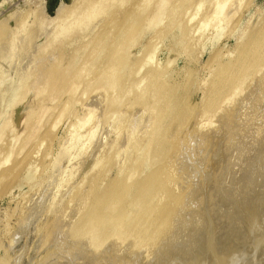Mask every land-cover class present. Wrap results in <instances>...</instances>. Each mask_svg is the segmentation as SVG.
Wrapping results in <instances>:
<instances>
[{"label": "bare ground", "instance_id": "bare-ground-1", "mask_svg": "<svg viewBox=\"0 0 264 264\" xmlns=\"http://www.w3.org/2000/svg\"><path fill=\"white\" fill-rule=\"evenodd\" d=\"M82 1L86 3L85 5L89 9V12L87 14L88 15L87 19L82 18L80 15L79 19H77L79 22V25L86 24L88 22L92 23L98 17L104 15L108 11V9L115 6V5H112L113 3L115 4L117 2L115 0H106V1L104 0H82ZM147 1L148 0H144L143 2L144 7H146L147 9H144L145 12H143L144 11L142 8L143 6L142 7L140 6V8L143 10L142 11L143 13L140 12L141 11L140 10L139 12L140 14L141 13L142 14L141 15L139 14L138 17L140 18L141 16V24H144V25L146 24L145 26H147L148 24L147 27L149 29V27L150 28L155 27L153 26L154 24H156L157 26L158 21H161L163 19L164 17L163 14H165L163 12L165 11L167 1L158 0L159 2L157 1L158 3H156L155 6H152L153 8L147 7L149 3L145 5ZM152 1H155V0H152ZM229 1L230 0H215L216 3L214 2V4H211L214 6H211V5H210L211 7L209 6V9L214 8L210 14L208 12L206 13L207 11L206 9H205L206 11L205 10L201 11V7L207 8L205 7L204 3L202 5V2L201 3L199 2V6H194L195 3H193L192 6L194 7L192 9L195 10V8L197 7L196 9L199 11L197 12L196 10L194 13L192 9L191 10L187 9L188 11L185 10L187 12L183 11L185 12L184 13L185 15L184 14L183 15L185 17H187L186 14L189 16L190 14L188 13L189 11H192V13L197 14V15L202 14V12L205 11V15L207 14L206 16H204V14L199 15L202 17V20L204 21L202 23V20H201L202 25L200 24L199 30L195 31V33L197 32V35H198V32L202 28H204V31L206 30L205 32H207V29L205 28L207 27L210 28V26L212 25H205V24L207 23L209 24L212 21L213 17L216 18L215 19L216 21L218 19L220 20V18H223V17L224 18L228 17L230 19L235 17L239 19L245 10V7L247 8V5L250 3L249 0L248 1L247 0H233V3L234 1H236V3L235 5L231 6L232 7L231 10H229L230 9L229 7L226 8ZM208 2H211V1L209 0ZM185 4L187 3L185 2ZM208 5L209 4H207L206 6ZM134 7L132 6V9ZM226 9L229 11L225 13ZM78 10H79L78 7H74L72 9L66 10L64 17L61 18V20L63 21V24H67L64 22L69 21L70 19L74 18ZM132 11H134V9ZM208 11L210 12L211 10H208ZM184 16L181 18H184ZM199 16H197L198 19L200 18ZM209 16H210V19H208V21L209 20L210 21L209 22L205 21L207 20ZM138 17L136 20L134 19L135 20L134 22L137 26H140L141 24H140V20L138 21L139 19ZM144 17H145V20L143 21L142 19H144ZM174 17H175L174 19H176V15ZM20 18H22V16ZM193 18L194 16H192V21H190L191 18H188L190 19L188 20L190 21L188 22V24L192 23L195 20ZM263 18L264 17H262L261 19V21L263 22L259 24V28L255 27L256 28L255 31L250 32L249 30L250 33L248 32V34L246 33L247 31L242 32L243 34L245 33L246 34L244 36L241 35L243 36V38L240 44L238 45L236 52L234 51L231 52L233 53V55H235L234 53L237 54V60L229 59L230 62L224 63L223 61V64L221 63L219 68H218L219 65L217 66L219 70H217V68L215 70H217V72L219 71V73H216L215 71L216 74L214 75H216L217 77L212 79L214 81L213 83L212 81H209L211 82L209 84V86L211 85L210 86L211 88L208 86L206 89L204 85H202L203 86L202 89L204 88L206 89L205 93H203L204 92L203 90L202 92L200 90L201 93L205 94L203 95L204 97L202 98L203 99L202 102L204 101L203 103L205 104L201 106L200 110H197L199 105L198 107H196V109L193 108L192 103L194 101L191 103L190 100H187V98L186 99L184 98L186 96L185 93L181 92V94L183 93V95H185V96L182 95L183 97L176 94L175 92L176 90L174 91V89L170 88L172 86L168 88L166 86V88H164L165 90L160 92L161 95L156 94L158 97L155 96V93L154 94L152 93V95L154 96L150 98L151 102L149 101V103H147L149 104L147 105L148 109H144V111L146 110V112H149V113L147 114L145 112L146 114L145 113L144 114L146 116L144 114H140L142 116L144 115L146 118L145 117L144 118L142 117V119L141 117L139 118L138 117L139 114L138 112H136L135 109L139 108L137 109L139 111V110H142L144 106H146V104L145 105L143 104L146 101L145 102L143 101L147 98V96L145 97V95H141V96L139 95L140 97H138V95H136L137 101L139 100L141 101L143 99L144 100L142 101L143 103L139 102L140 104L137 102L136 105L138 106L139 104V107L135 106L137 107L135 109L132 106L134 105V103H136L135 101L136 96L132 97V99L135 98L134 99L135 102H133V104L129 103V101H131L130 100L131 97L128 98L129 101L123 99L125 103L127 102L129 104L127 103H126L127 105L125 103L123 104V107L126 105L125 106L126 112L125 113L122 112L123 116L124 115L125 116L124 117L122 116L123 118L122 119L120 118L121 120L120 119L119 120L122 121L123 123L127 122L128 127L126 124L124 125H126V127L129 130L127 132V130L125 129L126 130L125 132H127L126 134L128 135L126 134H125L126 136L124 135L126 137L125 141L121 140V142H123V145H120L119 142H118L119 144L116 145V146H119L118 148H120V146L121 148L123 147L122 148L123 150L122 151L118 150L117 147L115 146L117 153L118 151H120L119 155L122 153L123 155L122 157H124V159H123V162H121L122 165L119 164L120 166H122L121 167L122 170L120 168V172L116 175L118 176V179L114 180L113 184H111L113 187V190L111 189L112 187L109 188V190L111 189L112 191H110L109 194H107L106 193L108 191V187H107V191L103 193V196H102L103 198H101L102 202L98 201V203L100 202L101 204H98L96 202L97 200L95 201V199L96 197L97 199L100 198L102 195V194L97 195V191H96L98 190V184H99L98 181L100 178L98 179V181L96 180L98 178L97 176H96L97 177L96 179L95 178L93 179L92 177L91 179L89 177L90 175H86V174H90V173H87V167H86V170L84 171L86 173L84 174L89 179L85 175L84 176L86 179L85 178L84 179L86 181L88 179L87 181L88 184L86 187L82 188L81 190L80 188L78 189L80 191L76 194L75 203L73 204L72 207L67 208L68 205H63L57 210V213H56L57 216H55V220H54L55 222H54V225L52 226L53 228L52 229L50 228L51 233H53L54 236L51 238L49 236L47 237H49L48 238L49 240L54 238L56 240H59L60 242H58V244L54 242L55 244H57L56 246L57 248L53 250V252L51 251L52 253L49 252L47 254L48 256L43 258L44 259L42 260L43 262L42 263L40 262L41 264H264V19ZM178 20H179V17H178ZM178 20L176 19V21ZM182 20H185V19H182ZM215 20L213 19L214 25H218L216 27H218L217 29H219V25L221 22L218 21L219 23L215 24ZM99 21L103 22V20L102 21L99 20ZM145 21L147 23H145ZM22 22L24 21L22 20ZM22 22L20 23L23 25ZM212 22L210 24H212ZM227 22L226 23L224 22L225 26H227V24L230 21L228 23ZM137 23H139L140 25ZM173 23L175 24L176 22L174 21ZM133 24H130L132 25L130 27L127 26L128 29L124 31V33L122 32L123 33L122 37H124L125 39L117 35L119 34V32H117L119 30L117 29H115L117 30L116 31L117 33H115L117 35L116 37L115 35L113 36V35H108L104 33V32L109 31L107 29H106L107 31L104 30L103 33L108 35L109 38L113 36L112 38H114V40L118 36L119 38L121 37L120 39L122 40L121 43H125L126 45L125 48L130 49L131 46L135 47L133 46L135 37L132 41L129 38L134 35V32L140 30L139 28H137L136 25H133ZM96 25L94 24V27ZM144 25H141V27H144ZM204 25L205 27H203ZM185 26H186V23H185ZM73 27H71V31L68 33L61 32L62 31L61 30L60 35L64 37H69L72 30L74 29ZM229 27H232V25L231 26L229 25ZM194 28L193 30H195ZM186 29H187V26H186ZM161 30L163 29L161 28ZM173 30H176V29H173ZM110 31L113 32L114 30L113 31L110 30ZM203 32L200 31L199 36H200V33L203 34ZM205 32L204 34H206ZM216 32H219V31L216 30ZM138 33L139 32H137V34ZM184 33H185L184 35L186 36V32ZM193 33L194 32L192 31V34ZM104 34L101 35V37H103L102 39L101 37L98 38V36L95 39L93 38L94 40H96L94 44L95 47L92 46L93 47L92 51L91 50L90 51L91 53H96L94 54V56L97 55V53L99 52L100 41L109 40L107 36L106 37L104 36ZM202 34L200 37H203ZM125 35L127 36V38L129 37L128 40ZM197 35L195 34L194 37L196 38ZM85 36H87V34ZM85 36H80V37L83 38ZM241 36H238V37H241ZM51 37H53V35H51ZM189 37H193V36H189ZM204 37L206 36L204 35ZM214 37H216V35H214ZM76 38H72V39H76ZM85 38L87 39L88 37H85ZM105 38L107 39L105 40ZM192 40L193 38H191V41ZM67 45H70V43ZM67 45H66V48H67L66 51L69 49ZM176 45L178 47V44ZM4 47H5L4 49H7L6 45ZM60 49H62V47ZM63 49H64V46H63ZM151 49L152 48H150L149 50ZM66 51L63 53L64 55L60 56L62 59V60L60 59L61 60L60 62H64L65 60H68L69 65H67L66 62H64L62 70L59 69L58 70L59 72H56L54 68L55 66H52V64L57 65V63L49 64L47 62L49 66L50 65L51 66L50 67L48 66L49 69L47 68L41 72L42 80H52L49 84H44L43 82H42V85L39 84V86L41 85V90L42 88H45V87L46 88L51 87L50 90L43 89V92L49 91L48 92L49 95L50 93L57 94V92L55 91V87L60 86V85L62 86V84L66 81L68 83H73L72 81H74V84L69 89L70 93H72L73 90L74 91L76 90L75 92L79 91L77 90V88L80 87V84H78L77 81L75 83V80H73V78L76 77V75H79L77 78H81L82 77L81 75L83 74L85 75L86 72H91L89 71L91 67H89V65L86 64L85 66H87V68H90V69L87 70L84 67L83 69L87 70L84 72V71H80L77 68L79 73L76 74L74 72L75 71L74 64L76 65L77 63L76 61L77 54L73 51L71 52L68 51L69 54L67 55ZM219 51L220 50L218 49L217 52L219 53ZM222 51L220 52L221 54H222ZM124 52H128V50L123 51V54ZM130 52L131 51L127 53V56L125 54L123 56L129 57ZM148 52H151L149 54L146 53L148 55L147 59H149L146 61L149 62L150 59L152 61L155 58L153 59V57L149 56L153 54L152 53L153 51H148ZM71 53H74V54H71ZM91 53H89V55H91ZM216 53L213 56V57H217L216 59L214 58L215 61L218 59V54L216 55ZM231 53H230V56H233ZM155 54L156 53H154L152 56L155 57ZM113 55H116V54H112V56ZM116 56H119V55H116ZM124 57L119 56L116 59H113L111 58V55H110V58L108 56V58L110 59V60L108 59V61H105L107 58L105 57L95 62V66H93L92 69H95L96 65H98L100 69L103 68L102 70H100L101 75L104 74L103 76H105V74L106 75L108 74L107 76H109V78L112 79L108 83H106L108 86H106V84L103 83L104 84L103 88L107 87L108 89L113 90V89H117L118 87H120V85L121 86L123 85L122 87L126 88L124 87L125 86L124 81L126 79L123 80V83L120 82V80L123 79L121 76L125 74L126 69L129 64L128 59H125ZM172 57H173V54H172ZM226 57H228V55ZM54 58L56 59V56H54ZM54 58H52V56L49 57V59H52V60H55ZM91 58H95V57H91ZM232 58H235V57L233 56ZM129 59L131 60L132 58H129ZM221 59L223 60L225 58L223 57ZM232 60H236V62L234 61L235 63L234 62L232 63ZM82 62L84 64V61ZM170 62L168 61L167 64H169ZM70 65L74 67L72 71L75 74L70 73L67 76L66 68H68ZM51 67H53V69H51ZM141 67H145V66H141ZM153 67L150 70L148 69L149 71L147 72L146 76L144 75L145 74L144 73L143 74L144 77H141V79L142 78L144 79L146 77L148 78L149 76L154 74L155 72H152L153 71L152 69H154ZM168 68L166 67L165 70ZM57 69L58 68H56V70ZM138 70L136 72H138ZM141 71H143V68L141 69ZM168 71L166 70L167 73ZM160 73H164V72L160 70ZM92 74L93 73L91 72V75ZM132 74H133V71H132ZM155 75H157V79L161 81L160 78L162 77L163 74H160L161 76L158 75V73ZM164 75H163V78L165 77ZM214 75L213 77H215ZM125 76L127 75L125 74ZM210 76L212 75H209V77ZM97 77H98V74H97ZM131 77L132 76H130V78ZM138 77L139 76H137V78ZM29 78L31 79V77ZM89 78H91V76L86 78L85 80L89 81V82L87 81L89 85L87 87L91 88L94 84L92 83L93 80L91 81V79L89 80ZM104 78L107 79L108 77L105 76ZM130 78H127V80ZM139 78H138V81L140 83ZM168 78L169 76L167 77L166 81L168 80ZM190 79H192V73H191ZM85 80H84L83 86L86 87V85H84L86 83ZM130 80H132V78ZM169 80H171V78H169ZM94 81H95L94 83H96V81L98 80L94 79ZM142 81L145 84L146 80L144 79ZM155 81L158 84L157 82L158 80H154L150 82L147 81L146 83H153ZM81 82H82V79H81ZM156 83H154V85ZM162 83L164 82L162 81ZM135 84H132V85L135 87ZM157 84L155 86L152 84L151 85L157 88ZM203 84H205L206 86L208 85L207 83H204V82ZM143 85L139 84L138 86V82H137L136 86L138 87L137 88L138 90H135V91L136 92L142 91V89H140L139 87L143 88L142 87ZM129 86H131V84ZM144 86H146V84ZM152 86L151 88H153ZM178 86H176L177 89H178ZM85 87H80V89L85 88ZM99 87L101 86L99 85ZM176 87L174 88L176 89ZM31 88L34 89L32 85H31ZM107 88L103 89L104 91L103 93H105ZM123 88H121V94L123 93L122 92ZM160 88L161 87L159 85L158 89ZM129 89H126V91H128ZM117 90L120 93V89L118 88ZM117 90H114V91H117ZM153 90H155L156 92V89H153ZM185 90L186 89H184V91ZM118 91L114 93L119 94ZM194 91H196V89ZM46 92H45V95H46ZM132 92L134 93V89ZM145 92H148V91H145ZM150 92H153V91H150ZM48 93H47V97L49 98ZM133 93H130V95H127V96L125 94L124 95L122 94V95L128 97V96H131V94L133 95ZM135 94H138V93H135ZM197 94L195 93V95ZM101 95L98 98L100 99V102L102 101L101 103L108 100L110 97V94L107 95V92L106 94H103L102 96L106 95L108 96V99L105 97H101ZM192 95L193 94L187 97L191 98ZM47 97L45 98V100H47ZM55 97L50 98V99H54ZM33 100H32V104H34ZM39 102L42 104L44 102L45 104V101L41 102L40 100ZM95 102H98V105L94 103L95 105L91 104V106L93 105L95 106V108L101 107V104L99 103L98 100H95ZM152 102L154 103L156 102V105L153 106L154 105L153 104L151 106L150 104H152ZM32 104L31 106L29 105L30 107L29 111L28 113L27 112L24 113L26 115L23 117L24 121H28L29 123L35 121L34 126H26L28 127L27 129L30 128L31 132L35 130L34 129L35 127L38 128L37 125L41 121L40 114L43 115V113L48 111L47 106L43 105V107L41 108V112H40L41 106H38V104L36 105L35 104L32 105ZM111 104L114 105L112 102ZM115 104L117 105V103ZM140 106H143V107L140 109ZM150 106L153 107L152 110L149 109ZM132 108L133 110H135L134 112L132 111ZM100 109L101 108H99V110ZM120 109H122L121 106H120ZM116 110H115V114H118L116 113ZM122 111H124V109ZM89 114H91V116H89L90 118L88 119L87 118L88 116L86 115L87 117L85 118V121L86 119H88L89 121L92 118L93 116L92 113L89 112ZM98 114L102 115V113H98ZM82 119L80 118V120ZM98 119H99V116H98ZM171 122L174 125V127L172 126L174 130L171 132L170 130L167 129L168 130V131L166 130L167 133H164L163 128L166 126L165 124L167 123L169 124ZM87 123H85V125ZM8 125H10V123ZM7 128H9V126L6 127V129ZM98 128L100 130V126ZM38 129L36 130L39 131ZM103 129H106V128H103ZM34 132L35 131H33L32 133L34 134ZM103 132H105V130ZM31 134L29 135L30 138H32ZM87 134H88V136H86L88 137L87 143H89L95 137H98L96 135L98 134L97 128L91 129ZM120 134L122 135V133ZM0 135L2 136V132H0ZM124 136L121 139L124 140ZM79 138L81 137H78V139ZM117 138L115 139L117 140ZM101 141H102V138H101ZM155 146L157 149L153 148ZM84 147H85V144H84ZM101 147L103 149V145ZM5 153L6 152H4L3 155H5ZM67 153L68 152H66V154ZM99 153H100V150L98 151V154ZM66 154H64L65 157H66ZM10 155L12 156L11 153ZM64 155L63 154L61 155L62 156L61 159L59 157L61 162L64 161ZM90 156H89L90 161L89 162L87 161L88 169L94 166V168H92L94 170L96 169L95 165H97L96 167L98 168V164H101V163L97 161L98 159L96 160V158L94 157L95 154L93 155V157L92 156L90 157ZM111 158H114V156ZM59 159L58 161L57 160L56 161L60 162ZM108 159L110 158L108 157ZM25 160H27L26 157H25ZM25 160H23L22 162H24ZM101 160L105 161V159H102V158ZM6 162L7 161H5L4 163L3 161L2 164L5 165L8 163ZM57 164L58 163H56V166H59ZM59 164L62 165L61 163ZM104 165H106V163H104ZM107 165L109 166H106V167L110 169V166L112 164H107ZM91 171L92 170L90 169V171L88 172H91ZM105 171L106 170H104L103 172ZM98 176L100 175L98 174ZM136 176L139 177V179H137L138 181L136 180L137 182L136 181L132 182V180H134V177ZM85 180L84 182H86ZM103 183H104V180H103ZM134 183L135 185H133ZM98 191H101L100 188ZM122 195L125 196L126 202H125V199L123 200L124 196ZM47 199H48V196H47ZM93 200L98 205H96V203L93 202ZM121 200L124 201V203L121 202ZM44 203L45 202L42 203L40 201L37 205H35L34 208H31L29 210L28 215L25 219L24 225L31 223L33 220L36 221L35 218H37L39 215L42 216L43 212L45 211L44 205L46 206V204ZM92 203L93 204L95 203V206H93ZM42 230H45V228ZM40 234H41V231H40ZM52 241L53 240H51V242ZM50 249H52V246H50L49 250Z\"/></svg>", "mask_w": 264, "mask_h": 264}, {"label": "rangeland", "instance_id": "rangeland-1", "mask_svg": "<svg viewBox=\"0 0 264 264\" xmlns=\"http://www.w3.org/2000/svg\"><path fill=\"white\" fill-rule=\"evenodd\" d=\"M104 1H106V0H104ZM115 1H117V2L115 4L114 3L112 4L115 6L111 7L113 9H111V8L108 9L109 12L107 11L104 15L98 17L96 19L97 21L94 20L92 23L88 22L86 24H82V25L80 24L79 25V22L77 19H79L80 15L82 18L87 19V17H88L87 14L89 12V9L85 5L86 3L83 2L82 0H0V132H2V136L0 135L1 136L0 137V156H1V158H0V264H41L43 262L42 260H44L43 258L47 257L48 256L47 254L49 252H51V251L53 252V250H55L57 248L56 246H57L58 242H60V241L56 240L54 238L50 239V240L48 239L49 237L51 238L54 236L53 233H51L50 228L51 229L53 228L52 226L54 225V222H55L54 221L55 216H57L56 215L57 210L60 207H62L63 205H68L67 208L73 206V204L75 203L76 194L82 188L86 187L88 184L87 181L89 178L86 175H90L89 177L90 178L92 177L93 179L94 178L96 179L98 177L96 179L97 181L100 178L98 181V183H99L98 184V190L100 188L101 191H98V190H96V191H97V195H101V194L102 195L100 198H98L99 200L96 197L95 201L97 200L96 201L97 203H98V201L102 202L101 198H103L102 197L103 193H105L107 191V187H108V191L106 192L107 194H109V192L113 190V187L111 184H113L114 180L118 179V176H116V175L120 172V168L122 167L120 165H122L121 162H123V159H124V157H122L123 156L122 153L119 155L120 151H118V153H117V150H116V147H117L118 150L122 151L123 147L121 148V146H120V148H121L120 149V148H118L119 146H116V145H118L119 143H120V145H123V142H121V140L122 141L126 140L125 136L128 135L126 133L129 130L127 128L128 127L127 122L123 123L122 121H120L125 116V115L123 116V113L126 112L125 106L127 104H129V103L133 104V102L136 101V103H134V105L132 106L135 109V108L139 107V104H140L139 102L143 103L146 101L145 103H143L144 105L146 104V106H144V108H142L143 106H140V109L142 108V110H139L140 112L137 110L139 108L135 109L136 112H138V114H139L138 117L139 118L141 117V119H142V117L144 118L146 116L145 115L146 113L147 114L149 113V112H146V110L144 111V109H148L147 105H149V104H147V103H149V101L151 100L150 98L152 96H154V95H152V93L153 94L155 93V96H157L156 94L161 95L160 92L164 91L165 90L164 88H166V86H167V88L172 86L170 88L174 89V91L176 90L175 91L176 94L182 96L183 93H185L186 96L183 95V96H185L184 98L185 99L187 98V100H190L191 103L193 101L196 102V103H194V102L192 103L193 108L196 109V107H198V105H199L197 110H200L201 106H203L205 104V103H203L204 101L202 102V100H203L202 98L204 97L203 95H205L203 93H205V90L207 89V87L211 83L209 81H212V83L214 82L212 79L217 77L214 74L219 73V71L217 72V70H219L218 68L220 67L221 63L223 64V61H224V63L230 62L229 59L230 60L231 59L237 60V54L234 53L235 55H233V53H231V52L232 51L236 52V49H237L238 45L240 44L243 36L246 33L248 34L249 30L251 32V31L256 30L255 27L259 28V24H261L263 22V21H261V19H262V17H264V0H249L250 3L249 2H248L249 4L247 3L248 4L247 8L245 7L244 12L239 19H237L235 17H233L232 19H230L228 17H225V18L223 17V18H220V20L217 18L218 20L216 21L215 20L216 18H214V17L212 18V21H213V19L215 20V24L219 23L218 21H220L222 24L224 22L226 23L227 21L228 22L230 21L229 23L227 22L228 23L227 26H225V23L223 25L220 23L219 29H217L218 27H216V26H218V25H214V21L213 22L211 21L212 24H210L211 22L209 24L207 23L210 21V20L208 21V19H210V16L208 18L206 17L207 20H205V21H207L206 22L207 24H205V25H212V26H210V28L209 27L205 28V29H207V32H205L206 30L204 31V28L201 27L202 29H200V31H202V32L204 31L206 34H204V32H203V34L200 33V36H201V34L203 35V37H200L199 36L200 31L198 32V35H197V32L195 33V31L199 30V27H200L199 25L200 24L202 25V23L204 21V20H202V17L199 15L204 14V16H206L207 15V14L205 15L206 10H207L206 13L208 12L210 14L214 8L212 7L213 9H211V8L209 9V6L211 4H214L215 0L214 1L210 0L213 3L208 2L209 0H201V1H199V0L198 1H196V0H166L167 2H166L165 11L163 12V13H165V14H163V16H164L163 19L161 21H158L159 25L157 24V26H156V24H154L153 26H155V27H151V28L149 27V29L147 27L148 24H147V26H145L146 24L145 25L141 24V16H140V18L138 17L140 12H142L144 9H147L146 7H144V4H143L144 0H115ZM157 1L158 0H155V1L148 0L145 5H147L149 3L147 5V7H152V6H155V4L158 3L160 0L158 2ZM194 1H196V2H194ZM185 2L187 4H185ZM199 2L200 3L202 2V5L204 3L205 7H207V8L201 7V11L205 10V9L206 10L204 12H202V14L198 13L199 15H197V14H194L195 11L197 10L196 9L197 7L195 8V10L192 8L194 6H199ZM229 2H228L229 6L227 5L226 8L229 7L230 8L229 10H231V8H232L231 6L235 5L236 1H234V3H233V0H230ZM193 3H195L194 6H192ZM168 4H170V5H168ZM207 4H209V5L206 6ZM132 6L133 7L135 6L133 8L134 11H132L133 10ZM140 6L141 7L143 6L142 7L143 10L140 8ZM211 6H214V5H211ZM74 7H78V9H79L78 11H80V12L77 11L74 18L70 19L69 21L64 22L67 24H63V21L61 20V18L64 17L66 10L72 9ZM187 9H190V10L192 9L194 12V13H192V11H189L188 12V13H190L189 16L186 14V16L188 18H191V20L184 16L185 15L184 13L188 11ZM110 10H111V12H110ZM185 10H187V11H185ZM208 10H211V11L209 12ZM226 10H225V13L229 11V10H227V11ZM183 11H185V12H183ZM198 11L199 10H197V12ZM143 12H145V10ZM191 13L194 15H192ZM168 15H170V16H168ZM175 15H176L177 20L179 17L178 21H176V19H174ZM21 16H22V18H20ZM134 16H135V18H134ZM183 16H184V18H181ZM192 16H194L193 19H195V20L192 23L188 24V22L192 21ZM197 16H199L200 18L198 19ZM137 17L139 18L138 21L140 20V24L144 25V27H141V25L139 23H137V24H139L140 26H137L135 24L134 21L137 19ZM226 18H228L230 20H228ZM122 19H123V21H122ZM182 19H185V20H182ZM22 20L24 22H22ZM99 20H101V21L103 20V22H100ZM142 20L144 21L145 17ZM188 20H190V21H188ZM201 20H202V23H201ZM138 21H136V22H138ZM174 21L176 22L175 24L173 23ZM20 22H22L23 25ZM108 22H109V24H108ZM183 22H184V24H183ZM145 23H147V22L145 21ZM177 23H179V24H177ZM185 23H186L187 29H186ZM94 24L95 25L97 24V25L94 27ZM130 24L136 25L137 28H139L140 30L143 28L142 30L144 32L142 30L141 31L139 30V31L134 32L135 36L134 35L131 36L132 38L128 37L129 39H131V41L135 37L134 42H133L134 44L132 43L133 46H135V47L131 46L130 49H127V48H125V46H126L125 43H121L122 40H120V39H121L124 31H126L128 29L127 26H129V27L132 26ZM248 24H249V26H248ZM205 25L203 27H205ZM221 25L224 27H222ZM229 25L230 26L232 25V27H229ZM235 25H237V26H235ZM73 26H75V27H73ZM71 27H73L74 29L72 30L69 37H64V36L60 35L61 30H62L61 32H64V33L70 32ZM212 27H214V28H212ZM228 27H229V29H228ZM111 28H113V29H111ZM161 28L163 30H161ZM193 28L195 30H193ZM246 28H248V29H246ZM252 28H253V30H252ZM106 29L109 31H107ZM115 29H117L119 31H117ZM173 29H176V30H173ZM104 30L107 31L104 33H106L108 35H113V36L115 35V37L117 35H119L121 37L119 38V36H118L116 38L117 40L116 39L114 40V38H112L113 36H111L110 38H112V39H110L108 37V35L103 33ZM110 30H112V31L114 30V31L111 32ZM186 30H188V31H186ZM216 30L219 32H216ZM116 31L119 32V34L116 35L115 34V33H117ZM192 31L197 35L196 36L197 39L194 37L195 34L194 33L192 34ZM231 31H233V32H231ZM137 32H139V33L137 34ZM167 32H168V34H167ZM184 32H186V36L184 35L185 34ZM242 32H246V33L243 34ZM112 33H114V34H112ZM27 34H28V36H27ZM50 34L53 35V37H51ZM76 34H78V35H76ZM80 34H82V35H80ZM86 34H87V36H85ZM103 34L105 37L107 36L109 40H106L107 38H105L106 41H100L99 52L97 53V55L94 56V54H96V53H91L92 48H93L92 46H94L95 41H96L94 39L97 38V36H98V38H100L101 35H103ZM204 35L206 37H204ZM214 35H216V37H214ZM241 35H243V36H241ZM80 36L88 37L87 38L88 40L85 37L82 38ZM189 36H193V37H189ZM238 36H241V37H238ZM72 38H76V39H72ZM102 38L103 37H101V39ZM122 38L125 39L124 37H122ZM126 38H127V36H126ZM128 38H127V40H128ZM184 38H186V39H184ZM191 38H193L192 41H194V42L191 41ZM194 38H195V40H194ZM198 42H200V43H198ZM69 43H70V45H67ZM176 44H178V47ZM182 44H184V45H182ZM5 45H6L7 49H4ZM66 45L69 48L67 51H66V49H67ZM187 45H189V46H187ZM63 46H64V49H63ZM61 47H62V49H60ZM131 48H132V50H131ZM150 48H152L153 50L152 49L149 50ZM220 48H222L223 51ZM154 49H156V50H154ZM203 49H205V50H203ZM218 49L220 50L219 53L217 52ZM125 50H128V52L131 51L129 53L130 56L128 54L129 57H126L128 52H124V54L126 56L125 57L123 56L124 55L123 51H125ZM65 51L67 52V55L69 54L68 51H70V52L73 51L77 54V60H76L77 63L75 62L76 65L74 64V67H75L74 72L76 74L79 73L78 69L80 71H84V72L89 70L90 68H87V66H85L86 64L89 65V67H91V69H92L93 66H95V62H97V61H99L105 57H107L105 61H108V59L110 58V55H111V58H113V59H116L119 56H122L125 59H128L129 64H128V67L126 69V72H128V73H126L124 71L127 76H125V74H123L122 76L120 75L123 78V79H121L122 81L120 80V82L123 83V80L126 79L124 81V83H125L124 87H126V88H123L122 87L123 85L122 86L120 85V87H118L120 89V93H119V91L117 90L118 88L112 90V89H108L107 87L104 86L105 88H107L108 91L106 90L105 93H103L104 92L103 89H105V88H103V85L108 83L112 79H110L109 76H107L108 74L107 75L105 74V76L108 77L107 79H105L104 78L105 76H103L104 74L101 75V71H100L103 68L100 69V67L98 65H96L95 69L89 70L93 73L92 75H91V72H86V74L89 75V73H90V75L89 76L86 74L81 75L84 78H82V77L77 78L79 75H76V77L73 78V80H75V83L77 81V83L80 84V87H85V86H83L84 80L91 76V78H89V80L90 79H91V81L93 80L92 83L94 84L91 88L87 87V86H89L88 85L89 81L85 80L87 83V84L86 83L84 84V85H86L85 88H81L82 89L81 90L79 87V88H77V90H79V91L75 92L76 90L75 91L73 90L74 92L72 91V93H70L69 89L74 84V81H72L73 83H68L66 81L62 84V86L60 85V86L55 87V91L57 92L58 95L56 93L55 94L50 93V95H49V93H48L49 91L48 92L45 91L46 92V95H45V92H43V89L44 90H50L51 87H48V88L45 87V88H42V90H41L42 82L44 84H49L52 80H42L41 79V72L47 68L49 69V67L51 66V65L49 66V64H51V63H57V65L52 64V66H55L54 68H55L56 72H59L58 71L59 69L62 70L64 62H66L67 65H69L68 60H65L64 62H60L62 60L60 56L64 55L63 53ZM148 51H153L152 52L153 54L156 53L155 57L152 56L153 54L149 55V56L153 57V59L155 58L152 61L150 59L149 62L146 61V60H149V59H147L148 55L146 53H148V54L151 53ZM221 51H222V54L220 53ZM88 52L91 53L92 56L89 55ZM110 53L116 54L119 56L113 55V56H115V57H113L112 54H110ZM131 53H132V55H131ZM215 53H216V55L218 54V59L216 61H215V59L217 57H213L215 55ZM230 53L235 58H232L233 56H230ZM71 54H74V53H71ZM172 54H173V57H172ZM225 54H226V56L228 55V57H226ZM222 55H224V56H222ZM51 56H52V58H54V56H56L57 60L55 58L54 59L56 61L49 59V57H51ZM89 56L95 57V58H91ZM108 56H109V58H108ZM219 56L221 58L224 57L225 59L222 60ZM129 58H132V59L130 60ZM174 58H176V59H174ZM212 58L213 59L215 58V59L213 60ZM43 59H44V61H43ZM50 60H52V61H50ZM218 60H220V61H218ZM236 60H232V63L234 61L236 62ZM82 61H84V64ZM85 61H86V63H85ZM168 61L169 62L171 61V62L169 64H167ZM172 62H173V64H172ZM211 64H212V66H211ZM80 65L82 66V68ZM137 66H138V68H137ZM141 66H145V67H141ZM153 66H155V67H153ZM217 66H218V68H217ZM74 67L70 65L68 68H66L67 69V71H66L67 76L70 73L71 74L74 73L72 71ZM84 67L87 70L86 69L84 70L83 69ZM152 67L154 68V69H152L153 70L152 72H155V73L154 74L151 73L153 76L151 75L148 78L147 77L144 78L146 80L145 81L146 86H144L145 84L142 81L144 79L143 78L141 79V77H144V75L146 76L147 72ZM166 67L167 68L169 67L168 69H166L167 71L169 70L168 73L165 70ZM56 68H58V69L56 70ZM142 68H143L144 72L141 71ZM216 68H217V70H215ZM51 69H53V67H51ZM119 69H121V68H119ZM138 69H140V70H138ZM131 70L133 71V74H132ZM137 70L139 73L136 72ZM160 70L164 73H160ZM140 71H141V73H140ZM215 71H216V73H215ZM190 72L192 73V79H190L191 78ZM82 73H80V74H82ZM102 73H103V71H102ZM157 73H158V75H160V74L164 75L165 73L167 75L165 74L164 78L162 75V77L160 78L161 79V81H160L159 79H157V75H155ZM37 74H39V75H37ZM97 74H98V77H97ZM129 75L132 76L131 77L132 80H130L131 78ZM209 75H212V76L209 77ZM213 75L215 77H213ZM85 76H86V78H85ZM137 76L140 77V78L138 77L140 79V83L138 81ZM168 76H169V78H171V80H169V78H168L169 81L168 80L166 81ZM185 76L187 79L185 78ZM188 76H189V78H188ZM29 77H31V79ZM127 78H130V79L127 80ZM81 79H82V82H81ZM94 79H96L98 81H96V83H94L95 82ZM136 80L138 82V86H139V84L140 85L144 84L142 86L143 88H141V87H139V88L142 89V91H144V92L145 91H148V92H145V93L142 91L136 92L135 90H138L137 89L138 87L136 86L137 85ZM154 80H158L157 82L161 87L160 89H158L159 85L156 83V81L153 83H146L147 81L150 82V81H154ZM129 81H131V82H129ZM162 81L164 83H162ZM165 81H166V83H165ZM79 82H81L82 84ZM203 82L207 83L208 85L206 86L205 84H203ZM101 83H102V85H101ZM122 83H120V84H122ZM154 83L157 84V88L154 87L156 85V84L154 85ZM160 83H162V84H160ZM167 83H169V84H167ZM39 84H41V85L39 86ZM98 84L101 87H99ZM130 84H131V86H129ZM132 84H135L136 88ZM147 84H149L150 86ZM151 84L154 86H152ZM195 84L198 86H196ZM31 85H32V87H34V89L31 88ZM184 85H185V87H184ZM202 85H204V87L206 89L205 88L202 89V87H203ZM106 86H108V85L106 84ZM151 86L153 88H151ZM173 86L174 87L178 86V89H177V87L175 89ZM193 86H195V87H193ZM146 87H148V88H146ZM121 88L125 89V90L122 89L123 95L124 94L126 96L130 95V93H133L132 92L133 89H134V93H133V95L131 94V96H128V97L123 96L121 94ZM194 88L196 89L197 92L199 91L198 94L196 91H194L195 90ZM126 89H129V90L126 91ZM153 89H156V92ZM184 89H186L188 92L186 90L184 91ZM191 89L194 91V93ZM114 90H117L119 94L114 93V92H117ZM130 90H131V92H130ZM200 90H201V92H202V90L204 92L201 93ZM125 91L127 94L125 93ZM150 91H153V92H150ZM106 92H107V95L110 94L109 99H108V96H106V95L102 96L103 94H106ZM181 92H183V93L181 94ZM186 92H187V94H186ZM47 93L49 95V98L47 97ZM135 93H138V94H135ZM195 93L197 95H195ZM191 94H193L191 98L187 97L189 95L191 96ZM100 95H101V97H105L108 100L101 103L102 101L100 102V99H98ZM118 95H119V97H118ZM136 95H138V97H140L141 95H145V97L147 96V98L145 100L143 99L144 101L143 100L140 101L139 99H138L139 101H137ZM46 97H47V100H45ZM53 97H55V98L50 99ZM129 97H131L130 98L131 101H129V99H128ZM132 97H135L136 100L134 101L135 98L132 99ZM110 99H111V101H110ZM123 99L129 101V103L126 102L127 103L126 104ZM147 99H148V101H147ZM32 100H33L35 105L38 104V106H41L40 112H41V108L43 107V105L47 106V109H48V111H46L45 113L42 112L43 115L40 114L41 121L37 125V127L40 129L35 127L34 128L35 130H33V131H35L34 134L32 133L33 131L31 132L30 128L27 129L28 127H26V126H34L35 121L29 123L28 121H24V118H23L26 115L24 113H26V112L28 113L29 108H30L29 105L31 106ZM40 100H41V102L45 101V104H44V102H43V104L40 103L39 102ZM95 100L99 101V103L101 104V107L95 108V106H93L95 104L98 105V102H95ZM46 101H48V102H46ZM51 101H53V102H51ZM105 102L107 103V105ZM111 102L114 105H112ZM137 102L139 103L138 106L136 105ZM200 102H202L203 104ZM115 103H117L118 106ZM124 103L126 105L123 107ZM34 104H32V105H34ZM40 104H42V105H40ZM91 104H93V105L91 106ZM150 105L155 106L156 102L155 103L152 102V104H150ZM194 105H196V106H194ZM120 106L122 107V109H120ZM135 106H137V107H135ZM151 106L149 107V109L152 110L153 107H151ZM68 107H69V109H68ZM93 107H94V109H93ZM114 107H115V109H114ZM99 108H101V109L99 110ZM123 109H124V111H122ZM115 110H116V113H118V114H115ZM135 110H133V108H132L133 112ZM117 111H119L121 114ZM89 112L92 113V115H93L92 118L90 119L91 121L90 120L88 121V119L90 118L89 116H91V114H89ZM98 113H102V115L98 114ZM44 114L46 117L44 116ZM140 114H144L145 116L144 115L142 116ZM98 116H99V119H98ZM86 117L88 118V119H86V121L88 123L85 121ZM101 117L103 120L101 119ZM80 118L81 119L84 118V119L80 120ZM117 121H118V123H117ZM58 122H59V124H58ZM9 123H10V125H8ZM85 123H87V124L85 125ZM113 123H114V125H113ZM124 124H126L127 127ZM165 125L167 127L166 126L164 128L162 127L164 133H167L168 130H170L171 132L174 130L173 129L174 125L172 124V122L169 124L167 123ZM8 126H9V128L6 129V127H8ZM99 126H100L101 131L98 128ZM168 126H170V127H168ZM90 128L91 129L97 128L98 134H96V135L98 137H95L91 142L87 143L88 137H86V136H88L87 133L91 130ZM103 128H106V129H103ZM36 129H38L39 131H37ZM122 129H123V131H122ZM125 129L127 130V132H125L126 131ZM104 130H105V132H103ZM119 130H120V132H119ZM109 132H110V134H109ZM35 133H37V134H35ZM116 133H117V135H116ZM120 133H122V135ZM30 134L32 135L31 136L32 138L29 137ZM112 135H114V136H112ZM105 136L107 137V139ZM123 136H124V140L121 139V138H123ZM13 137H15V138H13ZM78 137H81L82 139L81 138L78 139ZM101 138H102V141H101ZM115 138H117V140ZM105 143H107V144H105ZM108 143H110V144H108ZM84 144H85V147H84ZM112 144H114V145H112ZM102 145H103V149L101 147ZM112 146H114V147H112ZM156 146H158V145H156ZM156 146L153 148L157 149ZM110 148H111V150H110ZM158 149H159V147H158ZM1 150L3 153L1 152ZM15 150H16V152H15ZM99 150H100L101 154L100 153L98 154ZM4 152H6L5 155H3ZM66 152H68V153L66 154ZM111 152L114 154H112ZM10 153L12 154V156L10 155ZM109 153H110V155H109ZM62 154L63 155L66 154V157L64 155V161L61 162L60 159L62 157L61 156ZM94 154H95L94 157L96 158V160L98 159L97 161L100 162L101 164H98V168L96 167L97 165H95L96 169H94V170L92 169V168H94V166L90 167L88 169L87 161L89 162L90 161L89 156L91 155L93 157ZM105 154H107V155H105ZM99 155L102 159H105V161H107V162L101 160ZM113 156H114V158H111ZM9 157H10V159H9ZM25 157L27 160H25ZM59 157H60V159H59ZM108 157L110 159H108ZM4 158L5 159L8 158V159L5 160ZM58 159L60 162H57ZM2 160L4 161V163H5V161H7L8 163L6 162L7 164L3 165ZM23 160H25V161L22 162ZM56 163H58L57 165H59V166H56ZM59 163H61L62 165H60ZM104 163H106V165H104ZM107 164H112L110 166L111 170L108 167H106V166H109ZM18 165H20V166H18ZM112 166H114V167H112ZM86 167H87V173H90V174H86V175L84 174V173H86V172H84L86 170ZM99 167H101V168H99ZM90 169L92 171L88 172V171H90ZM118 169H119V171H118ZM104 170H106V171L103 172ZM121 170H122V168H121ZM98 174L100 176H98ZM84 175L88 178L87 181L85 180L86 178ZM113 178H115V179H113ZM137 179H139L138 176L134 177V180H132V182L136 181ZM84 180L86 182H84ZM103 180H104V183H103ZM108 184H110L111 186ZM133 185H135V183ZM79 188H80V190H78ZM109 188H111L112 190L111 189L109 190ZM104 189H105V191H104ZM104 195H106V194H104ZM47 196H48V199H47ZM122 196H124V195H122ZM124 199L126 202L125 196L123 197V200ZM38 201L39 202L41 201L42 203L45 202L44 203V204H46V206L44 205V209H45L44 212L45 213L43 212L42 216L39 215L40 217L38 216L37 218H35L36 221L33 220L34 222L32 221L31 223L24 225V222H25V219L28 215L29 210L31 208H34L35 205H37L39 203ZM95 201L93 200V202H95ZM35 202L36 203L38 202V203L36 204ZM100 202L98 204H101ZM121 202L124 203V201H122V200H121ZM95 203L94 204L92 203L93 206H95ZM97 203H96V205H98ZM46 208H47V210H46ZM44 228H45V230H42ZM23 229H24L25 233H24ZM40 231H41V234H40ZM42 233H43V235H42ZM47 236H49V237H47ZM46 237L48 240L46 239ZM51 240H53V241L51 242ZM54 242L57 244H55ZM50 246H52V249L49 250ZM47 250H48V252H47Z\"/></svg>", "mask_w": 264, "mask_h": 264}]
</instances>
